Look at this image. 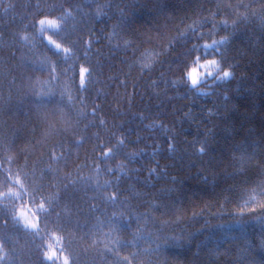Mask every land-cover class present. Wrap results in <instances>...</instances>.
<instances>
[{
    "label": "trees",
    "instance_id": "16d2710c",
    "mask_svg": "<svg viewBox=\"0 0 264 264\" xmlns=\"http://www.w3.org/2000/svg\"><path fill=\"white\" fill-rule=\"evenodd\" d=\"M60 2L0 0V190H7L8 174L19 177L29 190L43 185L45 197L57 191L52 185L62 190L63 184L75 180V185L61 191L60 204L53 203L52 211L60 212L62 220L87 224L84 231L88 236L81 240L83 232L78 230L73 244L76 251L88 249L81 264H91L93 259L95 264H127L121 259L124 256L132 264H264V248L259 246L264 238V212L260 209L264 205V0H94L107 15L96 18L92 25L96 33L91 57L93 83L82 101L75 98L70 86L65 96L67 103L71 92L76 110L84 109L78 129L85 142L77 146L73 141L71 155L59 162L60 171L53 174L41 153L52 151L57 136H44L43 132L47 125L59 130L70 116L59 111L64 101L52 96L43 101L50 113L46 125L37 124L31 116L37 101L31 96L17 98L14 90L21 83L17 65L30 45L25 43L21 49L15 33L36 4L44 8ZM237 9L248 14L247 21L231 25ZM212 13L215 21L229 22L217 24L215 34L208 31L211 21L198 23ZM201 31L204 35H197ZM52 34L61 37L60 32ZM222 35L227 36L223 43L203 46ZM197 56L201 62L216 57L231 75L202 77L193 86L186 72L195 66ZM26 75L34 79L37 74ZM64 85L61 78L58 91ZM101 119L105 121L102 126ZM89 121L95 126L85 130ZM113 132L117 136L123 133L127 147L97 173L89 160L93 143L98 142L93 141V134L107 146L109 141L116 142ZM5 143L10 144L7 151ZM55 152L59 155L60 149ZM130 152L139 155L128 159ZM121 164L123 171L118 168ZM108 167L113 173L106 171ZM153 168L155 172L150 171ZM116 175L120 176L118 185ZM106 180L111 186L104 184ZM114 192L118 202L127 204L126 212L133 219L117 221L121 232L110 236L107 227L96 230L92 226L97 225V217L105 219V208L108 214L113 210L104 193L111 196ZM93 204L99 209L92 210ZM15 206L34 221L29 196L0 200V218L9 221L7 227L0 226V242L12 264L15 257L28 264L31 235L11 220ZM252 207L257 208L256 213L248 211ZM240 209H244L243 215ZM43 219L56 217L53 213ZM48 229L67 240L71 224L63 233L52 224ZM116 239L123 243L117 245ZM46 245L56 250L60 242L49 235ZM105 245L118 248L120 256L105 252L101 258L97 252L104 251ZM32 259L47 264L35 250Z\"/></svg>",
    "mask_w": 264,
    "mask_h": 264
},
{
    "label": "snow or ice",
    "instance_id": "6c2138e0",
    "mask_svg": "<svg viewBox=\"0 0 264 264\" xmlns=\"http://www.w3.org/2000/svg\"><path fill=\"white\" fill-rule=\"evenodd\" d=\"M228 6L231 7V5ZM261 7L264 8V4H262ZM121 12H123V9H121ZM102 15H107V13L103 12L101 6L95 4L94 0H74L71 4L67 3L66 0H61L60 3L48 4L45 5L44 8H41L40 4H36L34 11L28 13L27 17L22 18L20 28L15 33V36L18 37L20 42L21 49L24 48L25 43L30 45L28 52L21 55V63L17 65L21 75V83L14 90L17 98L23 99L26 96H31L34 101H37V103L32 105L33 112L31 114L32 117H35L37 124L46 125L50 113L47 105L43 103V101L52 96L57 97L58 95L60 100L64 101L59 111L62 115L70 116V119H65L63 121V126L59 128V130H55L51 125H47L43 132L44 136H49L53 133L57 136V140L52 145V151L41 153V160L47 159V170L51 171L53 174L59 173V162L62 160L66 162L71 155L72 142L74 141L77 146L85 142V137L81 134L82 130L78 129L80 119L85 114L84 109L81 108L79 111L76 110L73 105L74 96L71 92L67 94V103L65 102V96L70 86L71 90L76 93L75 98L82 101L84 99L83 94L88 91L89 86L93 83V73L95 71L94 65L91 63V57L93 55V37L96 33L92 25L95 19ZM215 15V13H212L210 16L203 17L202 20L198 22L199 26L205 20L211 21V27L208 31L215 34L217 24L223 23L224 25H228L229 22L227 19L219 22L215 21L213 19ZM247 18L248 14L246 12H240L237 9L236 17L232 19L231 25H236L241 19L247 21ZM261 19L264 20V16H262ZM193 31H196L195 28H193ZM53 32H60L61 37H55L52 34ZM196 33L200 36L204 35L203 31ZM182 34H184V32L180 33V35ZM225 40H227V36L222 35L219 40L212 39L211 43L205 41L203 46L208 48L212 45L223 43ZM128 43L129 41H125V44ZM49 49L52 51L50 52ZM77 49H79V51H77ZM53 53L56 55H53ZM12 56H15V50H13ZM193 64L195 66L191 67L186 72L189 83L193 86L198 84L201 77L214 76L215 79H222L231 75L228 68L221 67L216 57L206 58L201 62V58L197 56ZM197 68L204 69V71H197ZM26 73L37 75H35L33 79L32 75H26ZM41 75L44 76V79H41ZM61 78H64L65 85L58 91L57 85L61 84ZM120 83L123 84L124 81H120ZM172 83L175 84L177 81L174 80ZM12 93L13 92L10 91L9 96H11ZM98 107V104L93 107V116H95ZM104 124L105 121L101 119L99 125L102 126ZM90 125L95 126L93 121H89L88 124L84 125V129L86 130ZM35 130L36 126L34 125L31 131L34 132ZM112 136L115 137L116 142L111 143V141H109L106 146L98 134H93V141L98 142L93 143L92 156H89V160L94 164L97 173H99L102 166L110 159L116 158L121 149L127 147L125 139L122 138V132L119 136L113 132ZM70 137L72 140L69 139ZM37 143H40V141H37ZM4 147L7 151L10 149V144L5 143ZM168 147L169 149L173 147L171 140H169ZM56 148L60 149L59 155L55 152ZM198 150L202 151L203 149ZM138 155V152L126 154L128 159H133ZM118 168L119 171H123V164L119 165ZM106 171L108 173H113L114 170L108 167ZM150 171L155 172L156 169L153 168ZM41 172L46 173V170L41 169ZM5 178L9 183L6 191L0 190V200L5 197L21 200L22 196L27 195L30 197V203L33 205L34 210H31V216L34 218V221L28 220L24 212H18L16 206L11 213V220L15 224L22 225L26 234L30 233L31 235L32 248L29 250L30 256L28 264H36L32 259L34 250L36 255L47 262V264H81V256H86L88 254V249L85 248L82 252L76 251L73 248V244L75 243L78 230L83 232V235L80 236L81 240L88 236L89 233L84 231V229L87 228V224H81L79 220L73 224L70 218L67 219V221L62 220L60 212L52 211L53 203L57 205L60 204L59 197L61 191L66 189L69 185H75L76 181L69 180L68 183L63 184L62 190L59 185H52L57 188V191L52 196L45 197L43 195V185L32 186L29 190V187L23 184L19 177L14 178L12 175L8 174ZM115 179L118 185L120 176L116 175ZM104 184L111 186V182L107 180ZM13 185L19 186L18 190H14ZM118 191L119 188L117 186L116 192ZM38 196L40 197L39 202H37ZM104 199L111 202L113 210L108 214L107 208H105V219L100 220V218L97 217L98 223L92 227L96 230L107 227V234L111 236L114 233L121 232L117 221L124 220L131 222L133 217L126 212L127 204L123 203V201L118 202L119 198L115 192L111 196L104 193ZM91 207L92 210L99 209V205L97 204H93ZM260 209L264 212V205H262ZM248 211L250 213H256L257 208L252 207ZM53 213L56 217L55 220L51 219L46 221L43 219L48 215L52 216ZM240 213L243 215L244 209H240ZM179 218L180 217L177 216V219ZM136 219L137 222H139V218L137 217ZM8 223L9 221L7 219L0 218V226L7 227ZM49 224L59 228L61 233L66 230L68 224H71V230L68 232V239L65 240L63 235L58 236L56 231L49 233ZM129 228H131V223L129 224ZM49 235L59 240L60 247L58 249L53 250L51 245H46V239ZM92 235H95V231L92 232ZM139 238L141 237L137 236V239ZM93 243H96L95 239ZM115 243L119 245L123 242L116 239ZM259 246L264 248V238L259 240ZM0 251L4 253L0 255V262L5 264L7 260L9 264H12V258L5 252V246L2 242H0ZM13 251H15V249H13ZM105 252L120 256L118 248L114 249L107 247V245H105L104 251H98L97 255L103 258ZM121 259L127 261V264H132V261L129 260L127 256ZM18 261L19 258L15 257V264H18ZM19 264H23V261H19ZM91 264H95L94 259ZM106 264H113V262L106 261Z\"/></svg>",
    "mask_w": 264,
    "mask_h": 264
},
{
    "label": "rangeland",
    "instance_id": "374dc122",
    "mask_svg": "<svg viewBox=\"0 0 264 264\" xmlns=\"http://www.w3.org/2000/svg\"><path fill=\"white\" fill-rule=\"evenodd\" d=\"M203 62V61H202ZM209 67H211V66H209ZM197 71H204V69H201V68H197ZM202 78V77H201ZM200 78V79H201Z\"/></svg>",
    "mask_w": 264,
    "mask_h": 264
},
{
    "label": "clouds",
    "instance_id": "9594fccd",
    "mask_svg": "<svg viewBox=\"0 0 264 264\" xmlns=\"http://www.w3.org/2000/svg\"><path fill=\"white\" fill-rule=\"evenodd\" d=\"M4 253H3V251H0V255H3Z\"/></svg>",
    "mask_w": 264,
    "mask_h": 264
}]
</instances>
